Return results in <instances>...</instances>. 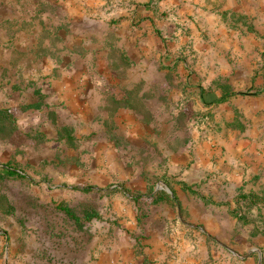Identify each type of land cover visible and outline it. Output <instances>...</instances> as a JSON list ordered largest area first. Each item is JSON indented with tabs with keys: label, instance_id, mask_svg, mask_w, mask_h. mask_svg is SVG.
<instances>
[{
	"label": "rangeland",
	"instance_id": "rangeland-1",
	"mask_svg": "<svg viewBox=\"0 0 264 264\" xmlns=\"http://www.w3.org/2000/svg\"><path fill=\"white\" fill-rule=\"evenodd\" d=\"M0 110V264H264V0H0Z\"/></svg>",
	"mask_w": 264,
	"mask_h": 264
},
{
	"label": "trees",
	"instance_id": "trees-1",
	"mask_svg": "<svg viewBox=\"0 0 264 264\" xmlns=\"http://www.w3.org/2000/svg\"><path fill=\"white\" fill-rule=\"evenodd\" d=\"M114 113V112H112ZM113 114L110 116L112 117ZM11 117L9 118L7 116V114L3 111V110H0V124L3 125L5 122H10L11 120ZM109 125L112 127L113 126V123H112V120L109 121ZM73 138L71 135L68 136V141L70 143V141H72ZM4 173L3 175L4 176H7L8 178H18V177H21L20 173L15 170L14 168H11L9 166H4V169H3Z\"/></svg>",
	"mask_w": 264,
	"mask_h": 264
}]
</instances>
